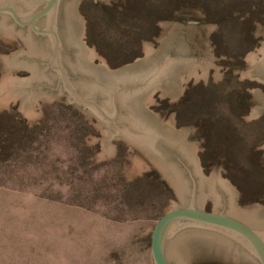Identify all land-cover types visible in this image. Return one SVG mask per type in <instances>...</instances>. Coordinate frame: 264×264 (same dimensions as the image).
<instances>
[{
	"label": "rangeland",
	"instance_id": "374dc122",
	"mask_svg": "<svg viewBox=\"0 0 264 264\" xmlns=\"http://www.w3.org/2000/svg\"><path fill=\"white\" fill-rule=\"evenodd\" d=\"M36 26L98 108L50 36L0 13V264H154L151 230L182 206L264 238V0H59ZM163 246L260 264L191 223Z\"/></svg>",
	"mask_w": 264,
	"mask_h": 264
},
{
	"label": "water",
	"instance_id": "95a60500",
	"mask_svg": "<svg viewBox=\"0 0 264 264\" xmlns=\"http://www.w3.org/2000/svg\"><path fill=\"white\" fill-rule=\"evenodd\" d=\"M59 0H2L0 1V13H7L22 25H29L30 28L40 34L50 36L53 43L51 66L58 69L60 78L65 87L70 91L71 96L80 104L92 105L94 102L77 95L69 85L66 73L58 61L59 38L56 31L49 28H38L36 22L39 18L48 16L54 18V10ZM28 14L21 19L22 14ZM56 61V62H54ZM54 63H58L57 65ZM129 66H123L115 70V73H122ZM179 223H191L214 229L221 232H229L245 240L254 251L260 264H264V238L245 222L222 212L208 211L194 206L175 207L162 213L156 220L150 236V252L154 264H169L164 252V238L168 229Z\"/></svg>",
	"mask_w": 264,
	"mask_h": 264
},
{
	"label": "bare ground",
	"instance_id": "6f19581e",
	"mask_svg": "<svg viewBox=\"0 0 264 264\" xmlns=\"http://www.w3.org/2000/svg\"><path fill=\"white\" fill-rule=\"evenodd\" d=\"M28 2H29V0H28ZM175 227H177V226H175ZM175 229V228H174Z\"/></svg>",
	"mask_w": 264,
	"mask_h": 264
}]
</instances>
